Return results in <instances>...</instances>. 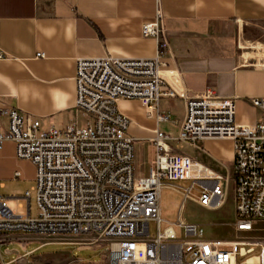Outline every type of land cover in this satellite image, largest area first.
Returning <instances> with one entry per match:
<instances>
[{"label":"built area","instance_id":"obj_1","mask_svg":"<svg viewBox=\"0 0 264 264\" xmlns=\"http://www.w3.org/2000/svg\"><path fill=\"white\" fill-rule=\"evenodd\" d=\"M142 34L157 41L155 58L76 61L75 109L85 119L80 127L40 132L38 119L0 96V117L7 118L0 145L13 142L15 157L33 164L37 207L31 217V190L21 198L27 203L24 215L15 213L0 194V244L16 232L90 235L93 244L106 246L107 264H264V240H204L196 225L182 223L183 239L177 240L171 226L160 231L159 212L160 191L179 189L176 182H191L181 189L185 198L199 185L197 203L209 210L219 209L227 195L221 177L189 157L168 153L166 142L195 145L204 139H231L235 227L251 232L254 222L264 221V98L249 99L259 114L255 124L236 123V99L218 97L209 88L191 94L180 70L168 68L164 58L171 57V48L160 11L143 24ZM250 54L251 67L264 70V46H251ZM163 98L183 101V120L175 136L155 132L149 175L136 178L135 141L127 132L130 120L118 104L137 100L147 115L166 122L168 116L158 113ZM150 223L155 225L154 236L149 234Z\"/></svg>","mask_w":264,"mask_h":264},{"label":"crops","instance_id":"obj_2","mask_svg":"<svg viewBox=\"0 0 264 264\" xmlns=\"http://www.w3.org/2000/svg\"><path fill=\"white\" fill-rule=\"evenodd\" d=\"M157 11L162 13L171 48V57H165L164 61L169 69L180 70L189 93L198 94L209 88L218 97L234 98L236 123L255 124L259 114L249 99L264 98V70L251 67L250 47L264 46V0H0V52L4 55L0 60V96L24 114L38 119L39 124L72 114L82 116L75 109L76 61L106 56L155 58L157 41L144 36L142 26L152 22ZM207 39L214 41L213 47L206 45ZM174 47L179 51L190 48L196 54L174 57ZM243 50L245 56L239 54ZM38 53L43 58H37ZM169 58L172 63L165 60ZM165 100L171 103L179 100L183 106L184 103L178 98L159 101L158 113L168 116L166 122H157L154 115H147L137 100L118 104L119 111L130 120L127 132L135 141L136 178L149 175L150 163L156 155L152 143L155 132L175 136L183 120L184 113L177 119L169 108L161 109L160 103ZM0 124V132L4 133L7 118L0 117ZM170 142L174 141L166 142L167 152L182 155L170 149ZM175 143L188 146L190 152L183 156L221 177L227 193L230 186L233 191L231 139H204L195 145ZM14 146L8 141L0 145V182L18 180L24 188L30 187L34 184L35 168L29 162L15 159ZM23 195L2 194L9 206L12 200L22 201ZM18 207L24 209L22 203ZM85 237L52 239L82 243ZM9 238L14 236H4L2 243ZM59 264L84 263L66 257ZM87 264L107 263L103 254L98 263Z\"/></svg>","mask_w":264,"mask_h":264},{"label":"rangeland","instance_id":"obj_3","mask_svg":"<svg viewBox=\"0 0 264 264\" xmlns=\"http://www.w3.org/2000/svg\"><path fill=\"white\" fill-rule=\"evenodd\" d=\"M169 38V34H167ZM206 45L213 47L214 41L207 39ZM228 44L224 41H220ZM219 44V52L221 51ZM174 57L193 56V50L188 48V51H179L173 48ZM240 55L245 56L246 51L243 50ZM167 62L172 60L165 59ZM160 107L168 109L174 118L180 119L184 113V106L181 101L174 100L171 103L169 100L162 101ZM69 122V123H67ZM76 124L78 127L84 124V118L78 114H72L64 118H53L45 121H40V132H46L49 129L63 130L68 126ZM11 142V141H8ZM13 143V142H12ZM170 149L182 155L190 152L188 146H179L175 142L169 143ZM15 147V146H14ZM15 149V148H14ZM15 155V150H14ZM19 162L30 161L18 160ZM3 186H0V194L5 196L23 194L25 191L31 190L32 194L29 201L30 216L35 217L37 207L35 202V193L32 191L34 185L24 188L18 180L1 181ZM191 182L180 181L174 183L179 189L165 187L159 194V210H160V231H164L168 226H171L177 240L183 239V232L179 226L182 224L196 225L201 233L200 238L204 240H220V241H235L246 239H261L264 240V221H256L253 223L251 232H240L235 227V214L232 187H229L223 205L217 210H209L200 206L197 203L200 197L199 185L189 194L188 198L184 197L181 189L189 187ZM22 203L24 209L20 210L18 205ZM12 210L22 215L26 214L27 203L20 201H10ZM150 236L156 234L155 225L149 224ZM14 238H9L0 244V264H59L66 257H74L82 260V263H98L106 251V246L101 244H93L92 236L87 235L82 243L58 242L52 238L57 235H41L25 232L10 233ZM23 235V236H20ZM258 251L253 255H257Z\"/></svg>","mask_w":264,"mask_h":264}]
</instances>
